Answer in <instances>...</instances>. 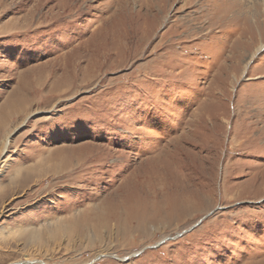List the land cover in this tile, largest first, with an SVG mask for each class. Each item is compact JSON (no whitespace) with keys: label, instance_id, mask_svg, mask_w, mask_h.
I'll use <instances>...</instances> for the list:
<instances>
[{"label":"rangeland","instance_id":"rangeland-1","mask_svg":"<svg viewBox=\"0 0 264 264\" xmlns=\"http://www.w3.org/2000/svg\"><path fill=\"white\" fill-rule=\"evenodd\" d=\"M0 264H264V0H0Z\"/></svg>","mask_w":264,"mask_h":264},{"label":"bare ground","instance_id":"bare-ground-1","mask_svg":"<svg viewBox=\"0 0 264 264\" xmlns=\"http://www.w3.org/2000/svg\"><path fill=\"white\" fill-rule=\"evenodd\" d=\"M21 106H23L22 104H20ZM20 107V106H19ZM19 110V108L15 111V113H17V112H20V111H18ZM22 110H24V109H22ZM22 113V112H21ZM21 115V114H20ZM20 115L17 117V119L20 117ZM18 121V120H17ZM7 146H8V141H7V138H6V140H5V143H4V145H3V148H2V151L4 152V151H6V149H7Z\"/></svg>","mask_w":264,"mask_h":264}]
</instances>
